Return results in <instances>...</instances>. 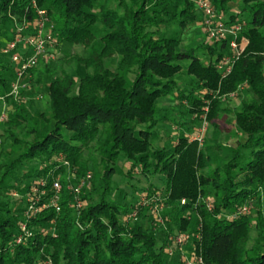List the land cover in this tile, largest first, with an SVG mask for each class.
<instances>
[{"label": "trees", "instance_id": "obj_1", "mask_svg": "<svg viewBox=\"0 0 264 264\" xmlns=\"http://www.w3.org/2000/svg\"><path fill=\"white\" fill-rule=\"evenodd\" d=\"M208 2L224 25L240 27L235 41L246 42L224 78L218 65L230 54L231 37L180 49L181 34L196 20L194 0H0V34L15 20L32 21L35 5L46 12L58 44L90 49L64 61L82 67L83 77L67 71L53 77L45 65L46 105L34 117L6 100L13 109L0 129V264H182L169 256L168 248L176 249L170 236L190 223V242L197 243L198 231L201 238L196 264H264V0ZM234 3L241 8L230 13ZM13 34L4 36L7 42ZM7 56L0 50V95L14 80ZM183 72L188 90L176 80ZM241 86L254 98L225 107L221 97ZM169 96L186 105L182 120L215 125L232 116L243 142L235 138L220 163L211 157L218 147L183 134L169 148L155 146L159 102ZM91 149L97 158L87 169L84 154ZM120 160L129 164L127 177L136 173L147 182V201L157 199L164 209L160 217L169 223L158 235L143 222L139 202L109 199ZM33 162L34 170L22 171ZM87 172L90 181L75 195L69 175ZM243 207L250 217L238 214ZM194 209L199 217H184Z\"/></svg>", "mask_w": 264, "mask_h": 264}, {"label": "rangeland", "instance_id": "obj_2", "mask_svg": "<svg viewBox=\"0 0 264 264\" xmlns=\"http://www.w3.org/2000/svg\"><path fill=\"white\" fill-rule=\"evenodd\" d=\"M195 3V0H194ZM241 8L239 3L231 4L230 13L238 12ZM196 10V20L193 24L187 27V29L181 34V45L180 49L183 51L189 50L190 48H194L200 46L201 44L208 43L211 40L208 39L206 34V26H205V17L201 13L199 9L195 7ZM216 14V13H215ZM246 16H243L245 19ZM15 27L13 24H8L5 28L3 33L0 34V48H3L7 41L6 37H11ZM175 31V28L169 30V33ZM241 42V41H240ZM246 42L242 40V47H245ZM2 50V49H0ZM52 58H42L34 67V71L32 73L31 82L28 83V87L22 90L19 94L17 100H13L15 103H18L21 106H24L29 115L35 116L36 112L42 111L45 104V93L46 87L48 85V77L45 74V65L49 67V73L53 75V77L59 76L62 71L67 72H74L76 77H83L85 74V70L77 66L76 64H65V59L71 55H79V56H88L90 53V49H83L82 47L73 46L68 44L65 41L57 43L56 46L53 47L51 50ZM202 51L198 53L201 54ZM264 54V53H263ZM49 55V54H48ZM48 57V56H46ZM116 59H113L111 63V67H114V62ZM6 61L10 63V58L7 56ZM11 64V63H10ZM31 72V71H30ZM39 79L40 82H35V80ZM182 88L189 89L190 88V78L185 75V73H181L176 79ZM254 96L249 88L246 86H241L237 90V92L229 95H224L221 97L222 102L225 107L234 108L239 107L241 101L244 99H253ZM185 104H180L178 101L174 100L173 97L169 96L164 100L159 102V107L161 110L158 111V116L161 117L157 124L158 133L160 134L159 140H153L152 143L155 146H164L169 148L174 143L178 141L179 134H183L188 139H193L195 137H201L202 146H213L218 147L212 153V159L214 162H223L229 159L230 155L229 152L226 150L228 149L229 145L234 144L235 138L238 141L243 142L242 135L240 132L234 127V120L232 116H221L215 120V125H212L206 120H202L201 122L192 123L191 118L188 116L186 119H183L179 116V112H183L185 108ZM159 108V109H160ZM13 104L10 101H7L4 106H0V113L8 112V110L12 111ZM10 112H8L9 114ZM163 116V117H162ZM173 119V120H172ZM181 120L185 122V124H181V126H177L174 124V121ZM2 123H0L1 129ZM233 130V134L229 133V131ZM2 137H0V148ZM5 150H8L9 147L3 145ZM96 154L93 150H88L84 154V164H87V169H91L96 160ZM37 164L35 162L25 165L22 169L23 172L32 171L36 168ZM129 164L124 160H120L119 162V172H117L114 177L112 178V191L109 195V199L111 201H117L119 204H130V203H137L139 202L141 207L143 208V215L141 218L143 219L144 223L151 224L157 230V235L160 230H164L167 228V219L162 224L154 225L153 222V215H151L150 206H145L148 203L142 206V203L146 202V198L148 196L147 193V182L141 178L138 174L132 173L130 174L132 179L127 177V172L129 170ZM21 171V172H22ZM153 187L159 191V193L163 196V190L161 189V180L155 179L151 181ZM208 197H201L199 202L205 205V208L209 211L211 210L210 202L207 200ZM94 202H97L98 199L96 196H93ZM180 205H185L184 200L180 201ZM210 206V208H208ZM164 209L161 210L163 213ZM160 212V213H161ZM248 213V212H247ZM245 213L249 217L251 216V212L249 214ZM162 215V214H161ZM194 215L199 217L198 211L194 209L192 212L185 213L184 217L187 219H192ZM132 220H134L133 216H129ZM192 220H189L190 222ZM149 224V225H150ZM188 225V224H187ZM184 226V230L171 234L170 239H173L175 243H173V247L168 248V253L171 259H180L182 264H196L201 263L202 259L198 256L199 255V241H200V233L199 235L194 236V240L197 243L190 242V238L193 236V230L191 223L187 226ZM200 230V228L198 229ZM254 235V230L251 231V237ZM183 241L180 243V240ZM186 241V242H185ZM186 243V244H185ZM178 252V253H177ZM182 259V260H181Z\"/></svg>", "mask_w": 264, "mask_h": 264}, {"label": "built area", "instance_id": "obj_3", "mask_svg": "<svg viewBox=\"0 0 264 264\" xmlns=\"http://www.w3.org/2000/svg\"><path fill=\"white\" fill-rule=\"evenodd\" d=\"M195 5L206 19V34L209 40H220L231 37L229 41L230 54L224 57L218 65V69L221 71V76L224 78L230 72V68L235 59L244 49V46L242 47V41L239 43L235 41L237 34L240 31V27L224 25L222 23V18L215 14L208 0H195ZM33 8L35 11V17L33 20H15L13 39L8 41L2 49L3 54L10 55L11 63L14 64L16 68L14 80L10 85L9 92L5 95H0V106H4L7 99H18L20 92L29 86L28 83H30L29 80L31 79L30 71L36 67L42 58L51 59V50L57 45L54 31L52 25H50L46 12L36 8L35 5H33ZM5 119L6 115L4 112H1L0 123H2ZM193 140H197L201 143L202 138L195 137ZM65 165H67L66 162ZM69 178L77 183L74 189V193L76 195L78 194L79 187L90 181L91 174L90 172H87L82 178H77L74 173H71ZM53 189L55 193L60 191V183L58 179L53 182ZM74 200L75 207L80 209L82 204L77 196ZM53 202L54 201H51V204ZM146 203L148 204L145 206H150L153 217L157 223L162 224L163 220L160 217L162 207L158 204L157 199H152L150 201L146 200V202L142 203V206ZM208 208H210V206H208ZM248 211V207H243L239 210L238 214L244 215ZM131 216L134 217L135 214H132ZM22 231H24V228H22ZM182 241L183 239L180 240V243Z\"/></svg>", "mask_w": 264, "mask_h": 264}]
</instances>
